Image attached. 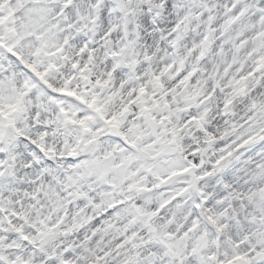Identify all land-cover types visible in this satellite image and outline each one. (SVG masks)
<instances>
[{"label":"clouds","instance_id":"1","mask_svg":"<svg viewBox=\"0 0 264 264\" xmlns=\"http://www.w3.org/2000/svg\"><path fill=\"white\" fill-rule=\"evenodd\" d=\"M0 5V264L264 252V0Z\"/></svg>","mask_w":264,"mask_h":264},{"label":"snow or ice","instance_id":"2","mask_svg":"<svg viewBox=\"0 0 264 264\" xmlns=\"http://www.w3.org/2000/svg\"><path fill=\"white\" fill-rule=\"evenodd\" d=\"M2 7H3V5H0V8H2ZM9 15H11V12H9ZM5 19H6L5 17H0V24H3ZM114 55H115V53H114ZM29 67H32V66L29 65ZM57 91L64 92V91H67V89H58ZM143 91H144V89L141 88V92H143ZM72 94H74V93H72ZM68 119H71V118L69 117ZM73 122L84 124V121H82V120L81 121H73ZM24 239L27 241L28 237L25 236ZM236 260L243 261L244 264H264V252H257L255 259L251 260V261L249 260L247 255H237L233 258V260H229L227 262V264H234V261H236Z\"/></svg>","mask_w":264,"mask_h":264}]
</instances>
